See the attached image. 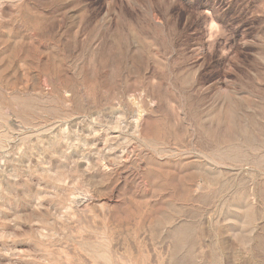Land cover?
I'll list each match as a JSON object with an SVG mask.
<instances>
[{
	"label": "rangeland",
	"instance_id": "374dc122",
	"mask_svg": "<svg viewBox=\"0 0 264 264\" xmlns=\"http://www.w3.org/2000/svg\"><path fill=\"white\" fill-rule=\"evenodd\" d=\"M0 264H264V0H0Z\"/></svg>",
	"mask_w": 264,
	"mask_h": 264
}]
</instances>
